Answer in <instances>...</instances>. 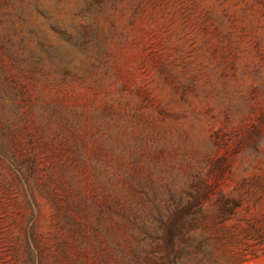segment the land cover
Here are the masks:
<instances>
[{
    "label": "rangeland",
    "instance_id": "obj_1",
    "mask_svg": "<svg viewBox=\"0 0 264 264\" xmlns=\"http://www.w3.org/2000/svg\"><path fill=\"white\" fill-rule=\"evenodd\" d=\"M151 175L201 195L177 261L264 264V0H0V264H104L99 178Z\"/></svg>",
    "mask_w": 264,
    "mask_h": 264
},
{
    "label": "trees",
    "instance_id": "obj_2",
    "mask_svg": "<svg viewBox=\"0 0 264 264\" xmlns=\"http://www.w3.org/2000/svg\"><path fill=\"white\" fill-rule=\"evenodd\" d=\"M48 50L43 39L38 38L37 50L28 56L15 55V61H19L21 69L29 78L34 79L37 73L43 74L40 63ZM159 178V175L139 180L99 178L98 183L105 193V200L98 213H93L91 226L77 224V228L84 241L90 237L97 240L94 249L100 251L104 264H109V261H112L111 264H184L177 261L173 254L181 257L190 252L177 249V245L182 243L194 251L210 245L208 236L202 231L196 233L200 218L196 213L201 209V195H195L183 203L181 197L172 198L169 190L163 188L160 191L162 186ZM125 181L130 193L124 187ZM82 204L85 208L84 201ZM234 206L223 204V220L232 214ZM106 221L114 223L110 225ZM113 225L117 228H113ZM102 242L106 250L101 247ZM159 250L162 253L157 258Z\"/></svg>",
    "mask_w": 264,
    "mask_h": 264
}]
</instances>
